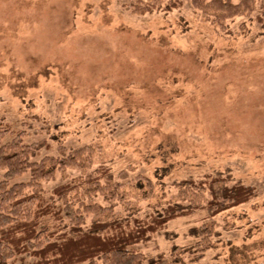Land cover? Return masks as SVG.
Listing matches in <instances>:
<instances>
[{"label":"rangeland","instance_id":"rangeland-1","mask_svg":"<svg viewBox=\"0 0 264 264\" xmlns=\"http://www.w3.org/2000/svg\"><path fill=\"white\" fill-rule=\"evenodd\" d=\"M181 1L138 14L136 0H0V118L30 132L28 143L49 139L42 156L91 144L94 167L157 181L143 215L161 210L181 179L219 172L255 186L250 201L211 219L175 218L134 247L169 257L208 224L214 246L194 264H264V0L229 22L232 33Z\"/></svg>","mask_w":264,"mask_h":264},{"label":"trees","instance_id":"trees-1","mask_svg":"<svg viewBox=\"0 0 264 264\" xmlns=\"http://www.w3.org/2000/svg\"><path fill=\"white\" fill-rule=\"evenodd\" d=\"M190 2L205 22L225 33H232L230 21L255 8V0ZM181 5V0H136L133 12L170 11ZM30 135L0 118V264L28 257L30 264H194L214 246L208 224L194 227L201 238L174 246L169 257L147 259L134 246L151 240L175 218L206 211L211 219L258 194L255 186L233 182L230 174L210 173L175 181L176 193L165 206L143 215L141 201L156 196L157 181L143 174L130 177L128 171L116 175L106 163L94 167L98 147L91 144L59 143L57 154L42 156L52 142L41 138L28 143ZM68 169L80 172L50 191L42 186Z\"/></svg>","mask_w":264,"mask_h":264}]
</instances>
